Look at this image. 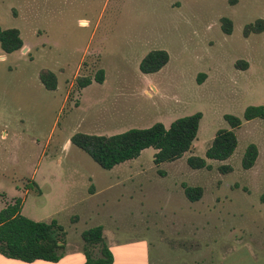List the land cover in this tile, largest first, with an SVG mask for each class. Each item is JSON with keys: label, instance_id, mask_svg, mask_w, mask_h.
<instances>
[{"label": "rangeland", "instance_id": "obj_1", "mask_svg": "<svg viewBox=\"0 0 264 264\" xmlns=\"http://www.w3.org/2000/svg\"><path fill=\"white\" fill-rule=\"evenodd\" d=\"M225 17L231 35L223 31ZM259 19L264 0H0V26L18 29L24 41L13 54L0 48V210L21 198L23 216L56 220L66 233L64 254L77 255L82 233L93 227L104 228L115 250L151 239L155 224L199 225L196 217L214 224L225 217L226 230L235 224L238 236V218L244 226L251 217L255 232L245 233V246L264 244V120H243L231 158L206 159L217 132L231 130L226 115L243 119L248 107L264 106V32L244 34ZM159 49L169 63L142 74V60ZM46 69L58 78L56 91L40 82ZM101 69L103 84L79 87L80 78L94 79ZM196 113L202 119L193 148L171 163L156 165L157 150L148 148L105 170L71 143L79 132L169 128ZM251 144L259 156L245 170ZM190 156L208 166L192 169ZM223 166L233 171L224 173ZM185 187L203 188L201 200L189 201ZM160 217L166 222L155 221ZM190 217L196 222H187ZM223 243L232 245L225 237ZM15 263L25 262L0 255V264Z\"/></svg>", "mask_w": 264, "mask_h": 264}, {"label": "trees", "instance_id": "obj_2", "mask_svg": "<svg viewBox=\"0 0 264 264\" xmlns=\"http://www.w3.org/2000/svg\"><path fill=\"white\" fill-rule=\"evenodd\" d=\"M222 28L225 34L231 35L233 23L229 18H222ZM264 32V19H259L253 24L245 27L246 37L251 34ZM24 41L21 33L16 28L3 29L0 26V48L5 54H13L22 50ZM170 61V56L165 50H153L142 60L140 71L149 75L160 72ZM240 65V63H238ZM248 63H242V69H248ZM205 74H200L199 82L202 83ZM40 82L48 91H56L58 78L50 70H43L40 73ZM105 72L101 69L94 79L80 78V88L90 86L94 81L103 84ZM201 113L180 118L174 121L169 128L162 123H156L149 128H133L126 132L105 136L76 133L71 137V143L87 153L100 167L105 170H112L114 167L130 160L137 159L141 153L154 148L157 153L154 155V163L161 165L181 159L190 152L196 141ZM231 130H219L206 152V159L215 161H226L233 156L237 147L238 139L235 130L242 126L243 120L255 119L264 120V106L248 107L243 119L236 116L226 115ZM259 150L255 144L246 149L242 159V167L245 170L252 169L258 159ZM199 156H190L188 165L194 170L206 168L207 161ZM224 173L232 172L230 166H223ZM32 187L40 193V189L33 181ZM26 188V190H30ZM185 195L191 202L200 201L203 196L201 187H185ZM264 203V195L262 196ZM23 200L18 198L0 210V254L13 260L25 263L35 261H46L57 263L64 255L66 248L64 228L56 220L50 223L36 222L22 215ZM84 242V264H112L114 256L104 238L102 226L93 227L82 233ZM99 250L100 256L95 252Z\"/></svg>", "mask_w": 264, "mask_h": 264}, {"label": "crops", "instance_id": "obj_3", "mask_svg": "<svg viewBox=\"0 0 264 264\" xmlns=\"http://www.w3.org/2000/svg\"><path fill=\"white\" fill-rule=\"evenodd\" d=\"M160 218L155 221L166 222L165 217ZM193 218L195 217H190L192 221L187 222L198 221L200 224L188 226L173 224L171 227L167 224V227L163 229L160 224H155V234L142 244L130 243L115 250L109 247L114 256L112 264H264V244L258 242L253 243V247H247L244 243L245 233L248 232L251 235L255 232L251 224L256 222L251 217L244 218L243 224L244 222L247 224L244 226L238 218L241 224L239 236L235 224L230 225L226 230L225 221L222 222L220 219L225 217H215L217 218L215 224L210 217H196V221H193ZM236 218L232 217V220ZM261 230H264V227ZM224 237L229 239L231 246H223L225 245ZM78 251L80 252L77 255L64 254L57 263L35 261L24 264H71L70 261L74 258L79 259L76 264H84V257H82L84 242Z\"/></svg>", "mask_w": 264, "mask_h": 264}]
</instances>
